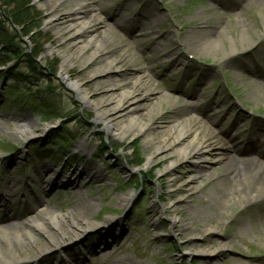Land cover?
Segmentation results:
<instances>
[{
	"label": "rangeland",
	"instance_id": "374dc122",
	"mask_svg": "<svg viewBox=\"0 0 264 264\" xmlns=\"http://www.w3.org/2000/svg\"><path fill=\"white\" fill-rule=\"evenodd\" d=\"M2 1L0 27L25 53L37 54V70L19 62L0 34V227L15 213L24 220L43 209L75 213L63 227L69 230L65 236L51 240L38 233L34 245L14 246L20 258L39 257L17 264H264V198L241 204L221 195L219 183L228 174L227 156L243 166L258 157V149L264 152V40L225 60L200 53L194 42L223 20V46L229 49L244 18L252 24L248 38L259 40L264 9L251 3L249 13L237 16L247 1L100 0L105 22L98 30L105 34L98 39L110 38L107 59L91 47L86 55L92 60L71 64L82 43L73 45L66 27L87 17L84 11L77 21L69 16L79 0L59 2L56 16L51 7L57 0H28L20 12L36 17L24 24L9 18L16 6ZM202 12L210 17L205 24ZM237 46L241 50L239 40ZM121 51L130 55V64L98 72ZM140 70L155 92L142 95L148 85L140 84L133 103L140 106L115 121L123 126L137 118L145 130L118 138L90 103L101 100L100 110L112 115L115 104L108 96L114 84L124 81L130 89ZM70 81H80L86 101ZM191 114L230 145L225 160L215 159L218 146L204 152L210 164L201 162L200 152L180 158L177 149L157 151L153 143L173 120ZM23 116L36 125L34 137L17 133ZM11 178L17 181L6 185ZM129 193L126 204L121 199ZM125 211L128 218L118 224L113 218ZM114 224L112 234L93 233Z\"/></svg>",
	"mask_w": 264,
	"mask_h": 264
},
{
	"label": "bare ground",
	"instance_id": "6f19581e",
	"mask_svg": "<svg viewBox=\"0 0 264 264\" xmlns=\"http://www.w3.org/2000/svg\"><path fill=\"white\" fill-rule=\"evenodd\" d=\"M64 1L65 0H57L54 2L51 7L54 12V16L57 15V7L59 6V2ZM243 1L247 2L245 5L243 4L242 9L239 13H237V16H242L246 15V13H249L251 10V3L261 6L264 9V0ZM75 6L77 8H74L69 15L71 19L74 18V20L77 21L80 16L79 11H84V13L87 14V17L81 22L80 20L76 23L74 22L72 25L76 24L77 26L71 25V29L70 25L66 27L68 30H72V32H69L73 45L82 43V45L78 48V53L71 58V64L76 61H79L80 63V60L81 62L84 60H92V57L86 55L87 50L91 47H94V55H96V57H104V59H107V50L110 48V45H106L105 42H107L110 38L105 37L98 39L103 37L102 34H105V32L103 33L98 30L99 25L104 24L105 22L100 12L105 8L104 4H102V1L100 0H79L76 2ZM202 17L204 24L209 21L210 17L206 16V14L203 12ZM222 21L223 20L218 21L219 24L214 26L212 30L202 31L194 36V42L197 49L200 50V53L221 55V58L225 60L227 58H233L236 55H241L247 52L246 50H248V48L250 49L257 42L264 40V18H262L263 30L259 36V40H252L248 38V31L251 29L252 24L250 21L244 18V29L239 34V39H233L231 44L228 46L229 49H226L223 46V42L227 37V30L223 24H221ZM79 22L81 24H79ZM88 28H91L96 33L88 34ZM238 40L240 41V44H242L241 50L237 46ZM61 41L64 42L65 40L61 38ZM110 44L111 48H114L116 45L115 43ZM55 49V47L50 46V50L53 51ZM55 51L59 52L58 50ZM63 57L64 61H67V55H63ZM130 61V55H128L125 51H121L118 56H115L113 59L109 60L104 68L99 69L98 72L106 73L109 70H113V68H115L118 63L125 62L126 64H130ZM138 73L140 74L137 77L138 80L132 83L130 89L126 88L127 82L124 81L114 84L113 87L115 89L113 90V93L108 96V101L115 104L112 107V115L108 111L100 110V107L102 106L101 100L95 103H90L93 108L96 109L98 118L105 122V125L110 130V132H113L118 138H124L128 131L142 133L145 130L137 118L131 120V122L129 121L123 126H119V124L115 121L117 118L122 117V114L119 115L120 113L126 112L128 110H135L140 106L133 105L137 99L134 96V93L140 91L138 90L140 84L146 86L148 85L147 90L142 92V95L144 94L146 96L148 93L155 92V89L150 85L149 81L145 79L146 76L142 73V71L140 70ZM65 78L67 77L65 76ZM142 80L144 83H141ZM70 84L77 89V94L82 100L86 101L88 99V94L86 90L82 88L80 81H70ZM262 84H258L259 87H264V84ZM195 112L197 111L195 110ZM197 113L202 114L201 111ZM31 120L32 119H30L28 116H23V118H19L17 120L16 131L24 139L34 137L36 134V125ZM149 122L150 119L147 123L148 126ZM216 133H219L218 129L212 130L211 126L208 124L205 125L202 122L200 115L191 114V116H187V118H184L183 120H180L179 117L175 118L172 122V126L168 130L162 132L159 140L155 141L153 145L157 147V151L177 149L178 152L180 151V158L200 152L198 158L201 159V162L210 164L211 157L206 155L204 152H208L210 149H212V147L218 146L221 148V150L215 159L217 161H222L226 159L225 149L230 147V145L225 140L220 139ZM188 138L190 140L189 143L185 146H182L185 140ZM151 141L153 142L154 140L151 139ZM79 147H82V145ZM257 153L258 157L255 160L243 161V166H240L241 162L238 161V157L227 156V158L230 159L226 171L228 174L225 175L223 179L219 180V183L223 187L220 192L221 195L224 193L223 195H231L229 198L236 197L241 202V204L258 202L264 198V152L258 149ZM151 159L152 158H149L147 165H150V162L152 161ZM174 165L175 162L170 164L167 168H173ZM197 176L191 179L189 186L194 184V179L197 180ZM12 181H17V179H8L6 185L11 184ZM131 199L132 195L129 193L126 197H123L121 201L127 204L131 201ZM242 199H244L245 202H242ZM40 213L41 214L37 215L35 218L21 221L19 225L13 224L11 226L5 225L0 227V264H17L19 262H32L37 260L39 257H35V259L34 257H29L28 259L20 258L21 255L18 254V250L15 249L14 246H24L36 242L38 239V233H44L48 235L51 240H55L62 234L65 236L68 234L69 230L66 229L65 231L63 227L66 224L69 226L74 220L75 216L74 211H67L63 213L58 210L43 209L40 211ZM262 228H264V222L262 223ZM32 256H34V254Z\"/></svg>",
	"mask_w": 264,
	"mask_h": 264
},
{
	"label": "trees",
	"instance_id": "16d2710c",
	"mask_svg": "<svg viewBox=\"0 0 264 264\" xmlns=\"http://www.w3.org/2000/svg\"><path fill=\"white\" fill-rule=\"evenodd\" d=\"M2 2H4V5L6 7L7 6H13V8H14V6H16L15 10H13V12L11 13L13 16L10 15V17H9L11 20H13L16 23H18V22L20 23L22 21V23L24 24V23H27L29 21L28 20L29 18H33V17L35 18L36 17V15H34V14L27 15V14H23L20 12L21 11L20 8H23L25 5L28 4V0H5V1L3 0ZM2 6H3V3H2ZM0 15H3L2 11H0ZM6 16H7V13H6ZM0 29H1L0 34H3L4 38L7 39L6 42L8 44V50L12 51V54L17 58V60H19V62H21V60H24V63L27 65V68H30L32 71L37 70V64L35 61L37 54L35 55L34 51H32V53H30V54L25 53L24 50L21 49L18 46V44L16 43L15 36H12L11 33L8 31V29L4 25L1 26Z\"/></svg>",
	"mask_w": 264,
	"mask_h": 264
},
{
	"label": "water",
	"instance_id": "95a60500",
	"mask_svg": "<svg viewBox=\"0 0 264 264\" xmlns=\"http://www.w3.org/2000/svg\"><path fill=\"white\" fill-rule=\"evenodd\" d=\"M129 214H130V212L128 211H125L122 215H119V216H116V217H114L113 219L119 224V223H121V222H123L126 218H128V216H129ZM112 218V217H111ZM115 229H116V224H114V225H111L109 228H107V229H103V230H95V231H93V233L95 234V233H97L98 235H103V234H112L114 231H115ZM87 238V237H86ZM86 238H84V239H86ZM84 239L83 240H81V241H84Z\"/></svg>",
	"mask_w": 264,
	"mask_h": 264
}]
</instances>
